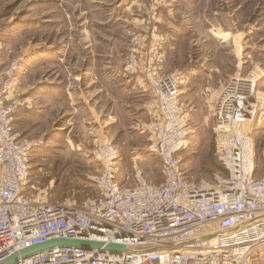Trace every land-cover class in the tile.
Listing matches in <instances>:
<instances>
[{"label":"rangeland","instance_id":"1","mask_svg":"<svg viewBox=\"0 0 264 264\" xmlns=\"http://www.w3.org/2000/svg\"><path fill=\"white\" fill-rule=\"evenodd\" d=\"M155 65L179 82L189 130L177 154L195 182L228 176L215 154L213 105L232 77L254 80L256 111L244 127L260 174L264 0H0V78L13 82L14 131L34 143L30 196L81 205L98 195L103 139L117 150L121 180L137 166L161 181L142 131ZM31 107L40 111L23 113Z\"/></svg>","mask_w":264,"mask_h":264},{"label":"built area","instance_id":"2","mask_svg":"<svg viewBox=\"0 0 264 264\" xmlns=\"http://www.w3.org/2000/svg\"><path fill=\"white\" fill-rule=\"evenodd\" d=\"M160 70L148 71L151 119L142 131L161 181L147 179L137 166L132 181L121 180L117 150L103 139L100 169L92 176L98 195L81 205L27 192L34 143L14 131L13 82L0 78V262L48 240L73 239L100 246L53 245L11 264H263L264 168L257 174L244 127L255 112L254 88L241 93L254 80L232 77L214 102L215 154L228 176L210 184L186 177L177 154L189 130L180 85Z\"/></svg>","mask_w":264,"mask_h":264},{"label":"water","instance_id":"3","mask_svg":"<svg viewBox=\"0 0 264 264\" xmlns=\"http://www.w3.org/2000/svg\"><path fill=\"white\" fill-rule=\"evenodd\" d=\"M79 245V246H84V247H95V246H100L99 243H94V242H88V241H81V240H73V239H55V240H48L33 246H30L29 248H26L20 253H15L3 261L0 262V264H11L14 262H17L18 259L27 257L30 254H33L35 252L44 250L45 248H48L53 245ZM108 249H121L122 247L120 245H114L110 244L107 246Z\"/></svg>","mask_w":264,"mask_h":264},{"label":"bare ground","instance_id":"4","mask_svg":"<svg viewBox=\"0 0 264 264\" xmlns=\"http://www.w3.org/2000/svg\"><path fill=\"white\" fill-rule=\"evenodd\" d=\"M253 86H254V82L248 83V85L244 83L243 87L241 89V93H243V94L245 93L244 94V96H245L246 94H248L249 91H251L253 89ZM255 111H256V109H255Z\"/></svg>","mask_w":264,"mask_h":264},{"label":"crops","instance_id":"5","mask_svg":"<svg viewBox=\"0 0 264 264\" xmlns=\"http://www.w3.org/2000/svg\"><path fill=\"white\" fill-rule=\"evenodd\" d=\"M61 101H63V100L61 99ZM30 106H31V105L28 104L27 107H30ZM33 106H34L35 108H36V107L38 108V106H37L36 104H34ZM31 108H32L31 111H29V110H24L23 113H37V112L40 111V109H35V108H33V107H31ZM142 113L145 115L144 112H142ZM149 180H150V179H149Z\"/></svg>","mask_w":264,"mask_h":264},{"label":"trees","instance_id":"6","mask_svg":"<svg viewBox=\"0 0 264 264\" xmlns=\"http://www.w3.org/2000/svg\"><path fill=\"white\" fill-rule=\"evenodd\" d=\"M31 157H32V156H30V161H31ZM224 168H225V167H224ZM224 170L227 172V170H226V169H224Z\"/></svg>","mask_w":264,"mask_h":264}]
</instances>
